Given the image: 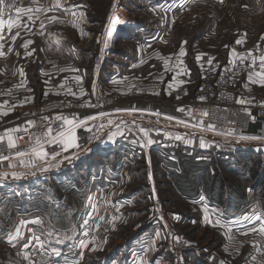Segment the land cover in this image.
I'll list each match as a JSON object with an SVG mask.
<instances>
[{
  "label": "rangeland",
  "instance_id": "374dc122",
  "mask_svg": "<svg viewBox=\"0 0 264 264\" xmlns=\"http://www.w3.org/2000/svg\"><path fill=\"white\" fill-rule=\"evenodd\" d=\"M96 4H98L97 7L101 12V19L107 15L111 4L113 6H111V8L114 9V12H118L120 14V10H122L117 6L116 0H98V3L96 2ZM184 4L185 3L179 6H184ZM190 4L191 6L188 5V9H185L186 6H184L182 9H179L177 12L172 14L169 11H167L165 14H157V17H160L163 21L157 26L158 28L155 34L157 37V44L155 45L148 46L147 44H138L137 46H132L129 44L130 41L128 39H117L113 42V44L109 45L107 49L101 47L102 54L100 57L101 61H99V67L102 65V61L109 59V62H107V64H109L108 69L111 72L114 71L113 73L118 75V78H114L116 81H118L117 83L110 82L109 80L111 79L103 74V76H100V79H102L99 82L101 94L98 92L96 96L93 95L91 93L90 87L87 85L86 89L88 91L84 90L86 95L80 96L79 93L76 92L77 95L75 97L73 96L72 99L67 100L65 97L64 98L68 102H78L84 100V103L92 101L96 102L100 99H103L105 101L114 103L116 105L114 106L116 110L136 109V111L126 112L114 111V116H111V118L117 123H120L121 121H135V125L131 123L127 124V128L131 129V131H127L125 133V136H127L131 143V147H135L134 144L138 141L137 137L142 138L141 134H139L137 131L139 127L151 128L155 126L157 128L172 132L174 135L187 134L185 135V139H193V144H190L191 146H185V149L176 146L174 142L167 143L166 141L164 143L159 142L154 144L151 149L152 170L155 179L157 180V189L160 194V202L162 206L166 203V207H163L168 212L167 214L173 216L172 219L175 222L185 219V217L182 216L181 211L179 213L180 215H175L169 212L170 210L175 211V213L179 212V210H176L175 206L181 204L179 202L182 200L175 191V187H173L175 182H178L179 178H173V169L179 165L185 167L186 169L193 167L194 174L199 173V176H201L203 180L202 183L197 184L196 187H201L202 190L208 191V193L213 198H218L220 194H233L234 200L243 204L240 205L238 209V211L242 212L238 214H249L251 210L253 208H257V206L259 209L264 210V156L258 154L253 156L249 152H246L249 150L255 152L264 151V140H242L239 137L243 134L235 133V135H221L216 131H208L201 127L186 128L184 125L177 122L178 120H184L190 125L196 124L192 122L193 119L188 113L189 111L191 112L193 107L205 100H196L195 98L191 99L192 97L190 93L196 91L198 85L200 86L202 82L211 83L214 87H217V93L221 79L226 80V77L220 78V71H218V68L220 69L226 63V61L217 63L214 62L211 66L208 64V69L212 70L210 73L211 76L209 74L202 75V61L204 64L207 63L204 62V60L209 59V56L214 58L213 60L216 61L224 59L229 54L230 50L233 49L232 47L238 39L244 41L245 45L242 47H245L244 49L247 51L251 50L252 52L256 53L258 51L257 48H259V50H264V0H191ZM161 19H158L157 22H160ZM184 41L187 43H182ZM257 44H261L262 46ZM99 46V44L93 45L92 51L94 55L95 52H100ZM181 47L185 49L186 55L184 57L178 58L177 54ZM154 50H156V52L152 53ZM128 53H131V58H126V54ZM201 54H204L203 58L197 61V56H200ZM112 55L114 56L110 58ZM192 56L194 65L196 64L197 68L194 70V75L192 76L194 78L192 80L195 86L191 91L190 88L188 89L190 95H187L188 97H186L187 86L185 80H182L181 84L183 86L179 84V92L173 91L176 95L175 98L169 99L168 97H164L165 93L163 88L167 83L166 79L168 76H171L172 72L169 70V67H167L166 70L165 61H167L168 66L169 61L172 59L174 67L176 66V73L182 72V76H184L185 73L187 71L189 72L192 68ZM113 60L115 61L114 63H112ZM178 60H182L183 63L180 64ZM227 62L228 63L226 64H229V61ZM133 65H136V67H133ZM175 75L176 74L172 76ZM124 77H127V79H124ZM142 85V89L139 90ZM155 93L159 94L157 95ZM61 96H63L62 93L49 94V97L42 100V102L39 104H34L31 108H38V106L45 101L56 98L58 99ZM177 96L180 98L177 99ZM203 97L206 98L207 96L204 95ZM175 100H177L176 105L172 103L175 102ZM142 107L149 109L143 110ZM181 107L185 109L184 112L177 111V109ZM29 110L27 115H29ZM167 110H171L173 115L177 116L175 117L176 119L172 121L165 119L167 115L166 113L164 114V111L166 112ZM154 112H159L162 115L159 117L151 115V113ZM61 114L69 117L73 115L80 117L83 115H96L95 110H86L82 112L77 111L75 113L69 114H67L64 110ZM54 116H50V118ZM101 122H106V119L92 121L89 123L99 124ZM45 126H47V122L46 124L42 125V128ZM53 126L52 127L54 129L57 128L58 123L57 125ZM46 130L47 128H44V131ZM106 132L107 129L105 130V133ZM204 134H208V137H206ZM244 135L260 136L256 134ZM77 136L79 137V142L82 148H90L91 151L84 153L81 150L79 152V159H73L71 163L64 161L58 168L54 167V171L57 170V172H62L61 170L63 168L73 166L70 168V171L66 173L68 176L66 179L63 178L64 181L59 179L57 175H54L56 173L47 174L43 177H40L44 172L41 171V168L46 167L48 164L54 165L58 163L63 156H71L73 152H77L76 149H69L68 152H62L61 156L57 157L56 160H37V166L35 168L17 166L21 169H28L27 171L32 169L36 172L35 175L40 177L37 180H32L31 188L33 189L29 191H31L30 193L36 191L34 192L35 200L28 208L30 212L32 211V214H38L40 217L45 219V222L48 223V225L46 224L47 229H49V232L53 233V237H72L71 241H66L63 245H57L63 250H69L65 253L70 254L74 253L76 249V247L72 246L73 241H77V239L79 240L82 238V221L85 218L83 217V203L85 200V195L87 197L88 191H84L82 193L79 192L78 194L80 195H78L72 190L64 191V188L61 185L63 182L69 185L73 181H80L79 183L83 185L82 188H90V184L93 181L90 179L91 173L85 171V174H73V170H77V168L83 170V168L87 165V161L89 160H91V164H98L99 166L104 165L105 167H110L114 165L115 162H118L119 164H122L121 162H125V158L114 155V153H105V155H101L103 151L108 149L110 143H113L107 141L106 134L97 140L92 133L87 132L84 127H80L77 129ZM118 137L115 138V141H118ZM151 137L155 141L154 143H156V139L163 138V132L160 134L153 132ZM200 137H203L205 141L209 140L211 143L214 142L215 145L210 144L208 147H200ZM175 141L180 145H182V143H186L185 140ZM157 145H164V148L167 147V149H169L167 150L168 152L165 154V156H157ZM28 148L29 147L20 148L17 146L15 152L24 151ZM237 149H242L246 153L241 156L244 159H242L239 164L232 165V162H230V158H227V155L230 153L235 154L234 152H236L235 150ZM47 150L52 152L54 150L58 151L59 149L55 147H48ZM174 152H176V155L179 158V160L176 162L172 160V157H175ZM204 152L208 153L203 154ZM11 154L12 153H9L8 156L11 157ZM185 156L188 157L186 158ZM234 157L236 160H238L236 156ZM206 158H209V160ZM127 160L128 158H126V161ZM126 167L127 166L124 167L125 170ZM127 169L129 168L127 167ZM148 169L149 168L146 159L143 158L140 163L137 164L136 170L134 172L135 177H137V181L143 180L145 183L147 182V173L149 172ZM192 172L193 171L191 170L188 174L190 175ZM48 175L50 176L47 178V182L43 183V178L47 177ZM111 175L112 174L110 172L107 173L105 170H102L101 174L99 173L98 177L95 178L97 185L100 184L99 181L104 180L100 186V189H98L99 192L101 191L100 196L103 198L106 196L105 194L108 191L111 192L112 188L109 185V179H111ZM123 175H125V173L116 175L118 183H120L119 178H121ZM77 176L80 178H77ZM11 180H13V178H8L10 183L17 184L16 181ZM26 185H28V183H26ZM26 188L27 187L24 186L22 190L18 191L22 193ZM119 189L120 184L117 185V189L114 191V193H117L116 195H119L121 192H123V190ZM50 190L53 196H57V198H64V201L69 204V206H66L61 202L57 203L56 207L51 205L52 203H44L43 200L47 199L48 192ZM9 192V190H0V217L1 220L6 223V225L11 224L12 222L20 223V221L25 220L26 215L24 213L18 212L16 209V207H19V201H17L19 196H15L13 193ZM247 193L249 194V197L248 200L245 201L243 198L246 197ZM28 194V192H25L21 197H24L23 199H25V196ZM167 199H172L170 204H167ZM118 201L122 203L121 198L118 199L117 196H112V198L107 201V206H104L103 204L101 205V210L104 211L105 208L107 209L108 207L117 205V203H119ZM122 204L120 205L119 210L115 211L117 216H121L122 218L117 220L115 222V228H112L111 231L104 236L107 237V242L97 247V250L93 252L91 250L93 245L90 244L84 254V260L81 264H97L100 261H103L104 258H107V254L110 252L109 250L114 248L112 246L122 244L124 241L134 236L143 228H148V231L153 229L154 223L151 221V219L156 214L151 209V206L141 207L143 204V199L142 201H138V204L133 202L130 203L129 206ZM216 211H218V208ZM101 212L99 211L95 214L100 215L99 213ZM137 212H140L139 218L141 221L139 218H137ZM201 214L204 213H201L200 211L199 215H196V217L192 219V224L190 226H178L177 224L173 228L175 231H171L172 237L170 236L168 239V249L171 250L176 260L174 262L171 261L172 263L168 262L167 260V262L165 260H162L161 262H163V264H181V260H183L186 263L192 262L195 264H201L203 258L207 257L205 255H208L209 261L216 264H220L221 261H223L224 264H247L252 258V250L250 247L252 242L249 240V238L252 237V235H250L251 232H249L247 235H244L242 238L232 236L233 239L229 241L225 235L224 229L213 227L211 224L205 221V216L209 213H205V215H202L203 217ZM188 228L190 230H187ZM173 237L180 238L179 248L172 244L173 241H177L173 239ZM47 238L50 239L49 237ZM103 238L101 240H103ZM205 248H207V251L209 252H206ZM190 249L201 253L200 257H196L195 252L194 257H192L193 261H186L184 253L186 250L189 251ZM213 251H217L219 253H214ZM145 252H147V256L153 257L150 255V253H148V251ZM135 255L131 257L130 261L133 260L132 258H134Z\"/></svg>",
  "mask_w": 264,
  "mask_h": 264
},
{
  "label": "crops",
  "instance_id": "0c3cea01",
  "mask_svg": "<svg viewBox=\"0 0 264 264\" xmlns=\"http://www.w3.org/2000/svg\"><path fill=\"white\" fill-rule=\"evenodd\" d=\"M116 1L117 6L123 11L120 10V14L118 12H114V9L111 8V4L107 15L102 17L103 19H101V12L97 7L98 4H96V2L98 3V0H62V3H64V6L66 8H73L75 6L74 10L77 12V18L83 17V19H80L78 23L74 24L72 15L70 13L66 14L61 9L54 12H49L46 15H41L40 20H43L45 24L44 29H40L39 20L36 22L35 26H30L31 31L14 28L12 29L11 34H9L7 28H5L4 35L6 37V40L3 41V43L5 45L4 51L7 53V55L4 57H0V105H4V111H7L9 108H11L12 110L8 113V115L0 116V135H3L7 129L23 127L24 121L28 116V110L34 104H39L42 102V100L49 97V94L62 93L63 96L61 97H65L67 100H69L72 99L73 96H76L69 94V88L72 90V92L80 93V89L83 88V90H87L86 87L88 85L91 89V93L96 96L98 92L100 93L101 89V87L99 86V82L102 78L100 79V76H103L104 74L105 76L109 77V79H111L109 80L110 82L115 80L114 78H118V75L113 73L114 71L111 72L108 69L109 64H107V62H109V59H105L104 61H102V65L99 67V61H101L100 57L102 54L101 47H103V41L105 39V33L109 24L110 17H112L113 15L118 16L122 21L127 23L117 26V31L113 33L109 45L113 44V42L117 39H128L130 41L129 44L132 46H137L138 44H147L148 46H151L157 44V37L155 36L157 32L156 30L158 28L157 26L163 21L160 17H157V14H165L167 11L172 14L174 12H177V10L182 9L184 6H186L185 9H188V5L191 6V0ZM17 2L19 4V7L34 6L32 4V0H17ZM52 2L53 0H40V3L44 4L45 6H49ZM183 3H185L184 6L180 7L179 5H182ZM153 9H156L157 11H153ZM51 15H56L63 22H60V20L56 22H50L47 17ZM158 19H161V21L157 22ZM21 21L22 23H26L27 17L21 15ZM18 30H20L21 35L13 42L11 40V36L15 35L16 31ZM41 32H43L44 34L41 35ZM26 40L34 41V43L29 45V48L27 49V51L29 52L35 49L32 55H26V50L22 47L23 43ZM57 41H59V43H57ZM98 44L100 45V52H95L94 55L92 47L93 45ZM243 45H245V43L239 45L234 43L232 48H235L237 52L247 53L249 50L247 51L246 49H244L245 47H242ZM257 45L262 46L261 44ZM257 49V54L252 52L255 56L259 57L261 54H264V50H259V48ZM155 52L156 50H154V52L152 51V53ZM126 55V58L132 57L131 53H128ZM113 56L114 55L110 56V58H112ZM208 58L212 59L210 56ZM230 58L231 50L227 57L218 61L213 60V63L222 61L227 62L230 60ZM191 59L192 68L189 72L187 71L184 76H182V72L177 75L176 66L174 67L173 60L171 59L169 61V65L167 67H169V70L172 72L171 76H168V78L166 79L167 83L163 88V91L165 93L164 97H168L169 99L175 98V92H179V84H181L182 80H185L187 86L186 97H188L187 95L191 94V99L195 98L196 100H198L201 96L203 97L204 95H206L207 97L215 96L217 87H214L211 83L205 82H202L200 86L198 85L196 91H193V93L189 94L188 89L190 88L191 91L195 86L192 80L194 78L192 76L194 75V70H196L197 68L196 64L194 65L193 56L191 57ZM207 61L208 59L204 60V62ZM114 62L115 61L113 60L112 63ZM249 63L250 60H246L244 62V71L237 79V81H235L233 88L236 89L237 100L243 98L248 101V103L246 104L254 105L258 102H264V85L251 83L248 81L247 77L249 69L247 65ZM202 64V75H210L212 70L208 69V63H205V65L202 61ZM256 67L258 70L259 60H257ZM66 68H74L78 69L79 71H61V69ZM21 69L23 70V75H21ZM174 74L176 75L172 76ZM76 76L82 77V84L76 83V81L74 80V77ZM62 83L64 84V86L60 87L59 85H61ZM21 84L23 86L17 87V85ZM169 84H172L171 89L168 87ZM245 85H247V87H245ZM169 92H171V95L168 94ZM27 97L32 98L30 101L31 103L26 100ZM5 102L7 103L5 104ZM172 103L176 105L177 100ZM142 109L145 110L149 108L142 107ZM165 113L167 116L177 117L176 115H173L171 110H167L166 112L164 111V114ZM87 116L91 115H83L81 117H78L83 119ZM57 123L53 122L52 126L57 125ZM44 128H47V126L43 127V133L45 132ZM258 129L259 123L253 122L251 125L250 133L248 135H257ZM204 135L208 137V134ZM139 138L137 137L138 141L134 144V146L137 148L131 147L129 139L127 138V136L123 135L118 137V141L110 143L107 150L103 151V153L101 152V155H105V153H114V155L122 156L123 158H125V162H121L122 164L115 162L114 165L105 167L104 165L99 166L98 164H91V160H89L87 161V165L83 168V170H80V168H77V170H73V174L75 175H77L78 173L80 175L85 174V171L91 173L90 179L93 180L91 182L92 187L90 184V188H82L83 185L79 183L80 181H73L72 183H70L72 185H68L63 182V184L61 185L64 188V191L72 190L77 194L79 192L82 193L84 191H88L87 197L85 195V200L83 203V217H85L86 212L90 210L89 208H86V200L90 195L93 197V200L96 203L98 212L102 211V204L104 206H107L108 203H106V201L111 199L112 196H117L118 199L121 198L122 203H124L122 204L118 201L119 203H117V205L126 204L125 206H129L132 202L138 204V201H142L143 199V204L141 207L151 206V209L156 214L151 219V221H153L154 223L153 229L151 231H148V228H143L134 236L124 241L122 244L112 246L114 248L109 250L110 252L107 254V258H104V260L100 261L101 263L99 262L98 264H129L131 257H133L137 252L144 250L147 251V246L153 239H155L156 233L160 234V238L155 239V246L150 251H148V253H150L153 258H157L158 261L167 260L168 262L172 263L176 260V258L174 257L171 250L168 249V239L172 235L171 231H175V229L173 228L177 224L178 226H190L192 224V219H194L196 215H199L200 211L201 213H204L201 214V216L205 215V213L208 214L205 211L204 205H207L209 209L216 210L218 208V212L220 213L225 212L224 209L220 206L211 204L206 200L196 199V201H194L184 199L182 200L181 204L175 206L176 210H179V212L175 213V211L173 210L169 211L170 213L175 215H178L180 211H184L183 213H181L182 216L185 217V219H181L180 221L175 222L172 219L173 216L167 214L168 212L160 202V194L157 189V180L155 179L152 170L151 149L154 144H157L159 142L164 143L166 141L167 143L174 142L175 144H178V142H176L174 139H167L163 135V138L156 139V143H152V145L148 146H143L142 138ZM206 142H208L209 144H214V142L211 143L209 140ZM78 143L80 144L79 140ZM182 145L191 146L187 143H182ZM15 149L16 148L11 149L12 152L10 153L12 154L10 160L0 162V173L23 171V173H26L27 175H25L21 179L11 180L16 181L17 184H12L8 181V178H12L11 175L6 178H0V190H9V193H13V195L19 196V200L22 206L21 208L16 207V209L18 210V212L26 214L25 220L31 221L35 218H40L42 220V224H28L23 229V239L14 243H9L7 241V236L10 232H13L17 226H19V223L12 222L11 224L6 225V223H4L0 217V264H29V261L24 259L23 257V251L25 250L23 248V245L27 243L29 237L31 236L32 230H34L37 235L41 236L42 239H48L47 233L49 232V229H47L46 226V224L48 225V223L45 222V219L40 217L38 214H32V211L30 212L28 208L33 204V201L35 200L34 192L36 191H34L33 193H30L31 191H29L33 189L31 188L32 180H37L38 178L43 177L47 174L56 173L54 175H57L59 179H62L64 181V179H66V177L68 176L66 173L69 172L70 168L73 167L70 166L63 168L61 170L62 172H57V170L54 171V167H50L47 171H44L41 174L42 176L38 177V175H35L36 172L32 169H29L30 171H27L28 169L25 170L18 167H9L10 164H16L17 166H20L19 161L21 159H27V157H15ZM126 158H128L127 161ZM143 158L146 159L149 168L146 183L143 180L137 181V177H135L134 174L137 164H139ZM125 166H127L129 169H127L126 167L125 170ZM102 170H105L107 173L110 172L112 174L111 179H109V185L112 189L111 192L108 191L105 194L106 196L104 198L100 196L101 191H98L104 180L99 181L100 184L97 185V181L95 179L96 177H98L99 173L101 174ZM121 173H125V175L121 177L122 179L119 178L120 183H118L116 175ZM49 176L50 175L43 178V183L47 182V178ZM77 178L80 177L77 176ZM26 183H28V185H26ZM118 184H120V189L123 190V192L120 191L121 193L119 195H116L117 193H114V191L117 189ZM24 186L27 187L25 191L22 193L19 192L18 190H22ZM25 192H28L29 194L25 196V199H23L24 197L21 196ZM128 198H131L130 201ZM43 202L48 204L52 203L51 205L55 207L59 202L65 204L66 206H69V204L64 201V198H57V196H53L51 190L48 192L47 199H44ZM239 215L242 214L231 215L230 217ZM139 217L140 212H137V218ZM160 217H162L163 219H160ZM248 227H251V225H249ZM189 228L187 230H190ZM243 230L244 229H241V231H237L234 228L231 235L234 237L242 238L244 236L243 234H241ZM54 245L55 244H53V246ZM61 250L62 253L69 251L63 249ZM207 250L208 249L205 248V251L209 252ZM195 252L196 251H194L193 249H190L189 251L186 250L184 253L185 260L193 261L192 257H194ZM213 252L219 253L217 251ZM200 255L201 253L196 252V257H200ZM205 256L207 257L203 258L201 264H216L209 261L208 255ZM194 260L196 261L195 258Z\"/></svg>",
  "mask_w": 264,
  "mask_h": 264
},
{
  "label": "snow or ice",
  "instance_id": "6c2138e0",
  "mask_svg": "<svg viewBox=\"0 0 264 264\" xmlns=\"http://www.w3.org/2000/svg\"><path fill=\"white\" fill-rule=\"evenodd\" d=\"M32 4L34 6L30 7H17L16 3L13 2V0H9L8 3H6V0H0V57H4L7 55V53L4 51V43L3 41L6 40V37L4 35V30L7 28L9 34H11L12 29H20V30H27L31 31L30 26H35L36 22L39 20V27L40 29H44L45 24L43 20H40L41 15H46L49 12H54L56 10H63L66 14L70 13L73 17V23H78L80 19H83V17L77 18V12L73 8H66L64 6V3H62V0H53V2L49 6H45L44 4L40 3V0H32ZM12 9L15 10L16 16L15 18H12L9 16L7 20H5L4 13L6 10L11 11ZM156 9H153L155 11ZM21 15L27 17V22L22 23L21 21ZM47 19L50 22H56L60 20L59 17L56 15H51L48 16ZM60 22H63L60 20ZM174 22V21H173ZM124 22L122 21L118 16L113 15L109 19V24L106 29L105 33V39L103 41V48L107 49L109 47L110 40L113 36V33L117 31V26L122 25ZM20 30L16 31L15 35L11 36V40L14 42L18 37H20L21 32ZM82 31V30H81ZM41 35L44 33L41 32ZM246 35V34H245ZM34 41L32 40H26L22 47L26 50V55H32V53L35 51L33 49L31 52L27 51L29 48V45L33 44ZM59 43V41H57ZM182 43H187L186 41ZM236 44H242L244 43L243 40L238 39ZM186 55V51L183 47L180 48L177 56L179 57H184ZM204 54H201L200 56H197V60H200L203 58ZM213 59H208L207 63L211 66L213 64ZM246 60H250V63L247 65L249 71H248V81L251 83H258L260 85H264V54H261L259 57L255 56L251 50H249L247 53H241L237 52L235 48L231 50V58L229 60V64L231 65L232 68H236L237 65L239 64L240 66H244V62ZM257 60H259V68L257 70ZM143 62V61H141ZM180 64L183 63L182 60H178ZM133 67H136V65H133ZM165 67L167 70V61H165ZM215 70V69H213ZM227 70V69H226ZM61 71H79L78 69L74 68H66V69H61ZM21 75H23V70L21 69ZM179 75V72L177 73ZM124 79H127V77H124ZM74 80L76 81L77 84H82V77L81 76H76L74 77ZM66 82V81H65ZM113 83H117L118 81L113 80ZM21 85H17V87H21ZM60 87H63L64 84L62 83L59 85ZM168 87L171 89L172 84H169ZM247 87V85H245ZM69 94L71 95H77V93L72 92V90L69 88L68 89ZM159 94V93H155ZM171 95V92L168 93ZM80 96L86 95L85 91L83 88L80 89ZM177 99L180 97L177 96ZM31 97H27L26 100L28 102L31 101ZM200 100L206 99L205 97H200ZM7 102H5L6 104ZM237 103L240 104H246L248 101L245 99L241 98L237 100ZM82 107H96L98 105H93L91 103H86L84 105H81ZM12 109L9 108L7 111H4V105H0V116H6ZM116 112H121V111H136V109L128 110V109H117L115 110ZM177 111L179 112H184L185 109L183 107L178 108ZM192 113L189 112V115ZM250 114V113H249ZM151 115H155L157 117L161 116L162 114L159 112H154L151 113ZM202 115L204 117L208 116L207 111H203ZM103 118H107L106 122H101L99 124L95 123H89L92 121H98L102 120ZM165 119L172 121L176 119L175 117L172 116H166ZM43 121L47 122V130L35 137H30V140L32 141L31 146L24 150V151H16L14 153L15 157L19 158H24L27 157V159H21L19 161V165L22 167H32L35 168L37 166L36 161H46L48 159L51 160H56L57 157L61 156L62 152H68L69 149H76L77 152H73L71 156H63L62 159L56 163V164H48L47 167L41 168V171H47L48 168L50 167H56L58 168L61 163L64 161H68L69 163L72 162L73 159H79V152L82 150L84 153H87L91 151L90 148H82V146L78 143L79 137L77 136V129L80 127H84L85 130L89 133H92L95 139L99 140L101 136L107 135V141L108 142H115V138L118 136H123L127 131H131V129L127 128V124L131 123L135 125V121H121L120 123H117L114 119L111 118V114L107 112H99L96 115H91L84 117L83 119L79 118L77 115H73L71 117L65 116V115H56L52 118L50 117H43ZM53 122H59L57 128H53L52 124ZM179 124L184 125V127H204L203 121H198L196 124H189L187 121L184 120H178L177 121ZM28 126H35V121H27L26 122ZM123 125V126H122ZM107 129V132L105 133V130ZM95 130V131H94ZM207 130L208 131H216L218 134L221 135H235L234 131H220L219 129L216 128L214 124H208L207 125ZM25 132L27 133V128L21 129L19 127L17 128H11L7 129L3 135H0V142H4L5 140L7 141V145L10 149H14L17 147L16 144V139L17 137L14 135L15 133L18 132ZM138 133L141 134L142 141H143V146H148L154 143L155 141L151 138V134L155 132L156 134H160L163 132V135L168 138V139H175V140H185L187 144H193V139L188 138L185 139V135H180V134H173L172 132L163 130L161 128H157L155 126L151 128H145V127H139L138 128ZM22 138V137H21ZM242 140H264V137L260 136H245L241 135L239 137ZM200 147H208L210 144L206 143L205 139L203 137H200ZM48 147H55L58 148L59 150L49 152L47 149ZM10 156H5L0 154V162L5 161V160H10ZM9 167L11 168H16V164H10ZM9 175L13 179H21L26 173L23 172H4L0 173V178H6ZM251 191V190H249ZM206 199L205 197H201V200ZM107 203V201H106ZM114 207L117 208V211L119 210L120 205H113ZM86 208H89L90 210L86 212L85 218L82 221L83 224V231L81 233L82 237L77 241H73L72 246L76 247L80 250V255L78 258L66 260L65 264H80V261L83 260V255L84 249H87L89 245H93L92 251L97 250V247L102 245L103 243L107 242V237H104L103 240L97 241V238L95 236L90 237V232L91 231H96L99 230L101 223L105 222V217L102 215H94V213L98 212L97 206L95 201L93 200V197L90 195L87 200H86ZM205 211L209 213L208 215L205 216V221L209 224H211L213 227H219L221 229L225 230V235L227 236V239L231 241L233 239L231 233L233 229L235 228L237 231H241V229H244L241 234L247 235L249 232L251 233H257L261 237H264V210L257 208H253L249 214H242L239 216L235 217H229L225 218L223 213H220L216 211L215 209H209L207 206H205ZM121 216L113 215L111 216V219L107 221L108 224H111L113 229L115 228V222L119 219H121ZM160 219H163L160 217ZM95 221V223H90V221ZM35 224V225H40L42 224V220L40 218H35L31 221L29 220H22L19 223V226L15 228L13 232H10L7 236V241L9 243H14L17 242L21 239H23L24 232L23 229L28 225V224ZM251 225V227H248ZM139 227V226H138ZM107 231V229H106ZM47 236L50 239H42L41 236L37 235L34 230L31 231V236L29 237L27 243L23 245V248L25 249L23 251V257L24 259L29 261V264H33L31 254L27 249L29 247H34L40 254L41 260L40 264H50V257H61L62 256V250L59 246H53L55 245H63L65 244L66 241H71L72 237H67L65 236L64 238H61L60 236H55L53 237L52 232H48ZM90 237V238H89ZM160 234L156 233L155 234V239H159ZM155 239H153L149 245L147 246V251H150L154 246H155ZM173 239L177 240L179 242L180 238L179 237H173ZM33 241L35 244L33 245ZM188 243V242H185ZM147 252H145V255ZM182 259V258H181ZM252 260L255 261L256 257L253 256ZM137 264H148L147 261L141 257V259L137 262ZM220 264H224L223 261L220 262ZM260 264H264V261H261Z\"/></svg>",
  "mask_w": 264,
  "mask_h": 264
},
{
  "label": "built area",
  "instance_id": "2783aa9c",
  "mask_svg": "<svg viewBox=\"0 0 264 264\" xmlns=\"http://www.w3.org/2000/svg\"><path fill=\"white\" fill-rule=\"evenodd\" d=\"M9 0H6L8 3ZM16 3V6L19 7L17 0H13ZM11 16L15 18L16 13L15 10L12 9L11 11L6 10L4 13V19L7 20ZM228 63V62H226ZM224 64L218 71H220V78L226 77V80L221 79L219 82L220 86L218 87L217 94L213 97H206V99L200 102L198 105L192 108L191 110V117L193 119V123H197L198 121H203L205 130H207L208 124H214L217 129L220 131H234L236 134H249L251 130V125L253 122L259 123V129L257 135L264 137V102H258L254 105L252 104H240L237 103V94L236 90L233 88L235 81L237 78L243 73L244 66L237 65L236 68H232L230 64ZM227 69V70H226ZM139 88V90H141ZM93 105H98L96 107H82L84 105L83 101L78 102H68L65 98H56L53 100H47L38 108H31L29 110V115L24 121L23 127L21 129L27 128V133L21 131L15 133L16 144L20 148H27L31 146L32 141L30 137H35L37 135L42 134V125L46 124L45 121L42 120L43 117H50L61 115V113L65 110L67 114L75 113L77 111H93L95 110V114L99 112H107L110 113L111 116H114V111L116 106L114 103L105 101L100 99L96 102H88ZM203 111L208 112V116L204 117L202 115ZM250 113V114H249ZM107 119V118H103ZM102 119V120H103ZM27 121H35V126H28ZM22 137V138H21ZM11 152V149L7 145V141L0 142V154L8 156ZM117 210L116 207L111 206L107 209L105 208L104 211L100 213V215L105 217V222L101 223L99 230L91 231L90 237L95 236L97 241H100L108 232L111 231L113 228L111 224H108L107 221L111 219V216L117 215L115 212ZM94 215H96L94 213ZM90 223H95V221H90ZM107 229V231H106ZM84 229L82 228V231ZM252 237L249 238L251 250H252V257L255 256L256 260L253 261L252 258L248 261L247 264H260L261 261H264V237H261L257 233H251ZM89 237V238H90ZM84 238V237H82ZM248 240V241H249ZM35 242L33 241V245ZM175 247H180V243L177 241L172 242ZM28 251L31 254V258L34 264H40L41 256L39 252L34 247H29ZM87 249H84L85 252ZM80 255V250L77 248L76 251L72 254L70 253H62L61 257H50V264H65L66 260L78 258ZM143 257L148 264H163V262L158 261L157 258H153L150 256L145 255V252L139 251L135 255L133 260L130 261L129 264H137V262ZM84 260V255H83ZM80 261V264L83 262ZM181 264H195V263H186L181 260Z\"/></svg>",
  "mask_w": 264,
  "mask_h": 264
},
{
  "label": "trees",
  "instance_id": "16d2710c",
  "mask_svg": "<svg viewBox=\"0 0 264 264\" xmlns=\"http://www.w3.org/2000/svg\"><path fill=\"white\" fill-rule=\"evenodd\" d=\"M176 146H179L180 148H184L185 149V146L183 145H180L179 143L178 144H175ZM165 146L164 145H161V146H158L157 145V156L160 155V156H165V154H167V147L164 148ZM236 152H234L235 154H228L227 155V158H230V162H232V165H236V164H239V162L242 161V158L241 156L243 154H245L246 152H249L251 153L253 156L254 155H263L264 156V151H260V152H255V151H252V150H249V151H243L242 149H237L235 150ZM208 152H204L203 154H207ZM174 156L175 157H172V160H174L175 162L179 160L178 156L176 155V152H174ZM182 156V155H181ZM238 158V160L235 159V157ZM186 158L188 156H185ZM184 157V158H185ZM207 160H209V158H206ZM172 170V169H171ZM173 173L174 177H179L178 178V182H175V185H173V187H175V191L177 192V194L180 196V198L182 200H196V199H201L200 197L201 196H205V198L208 200V202H210L211 204H215L217 206H220L221 208L224 209L225 212H223V214L225 215V217H230L231 215H236L242 211H238L240 205H243L241 203H238V201L236 202L233 198V194L231 195H222L220 194L218 196V198H213L209 193L208 191H204L202 190V188H197L196 185L199 184V183H202V177L199 176V173L197 174H194V169L193 167L190 168V169H186L185 167H182V166H178L176 168L173 169ZM193 171L192 174H188L189 171ZM181 178V179H180ZM175 179V178H174ZM206 189V188H205ZM185 191V192H183ZM189 191V192H187ZM17 196V195H15ZM241 197V196H240ZM248 197H249V194L247 193L246 197L243 198V200L247 201L248 200ZM20 198L17 199V201H19V207L21 208V203H20ZM204 199V200H206ZM182 200L179 202L181 203ZM206 200V201H207ZM172 201V199H167V204H170ZM243 202V201H242ZM16 203V202H15ZM178 203V204H179ZM166 207V203L165 205H163ZM182 213L184 211H181ZM237 212V213H236ZM98 264V263H97Z\"/></svg>",
  "mask_w": 264,
  "mask_h": 264
},
{
  "label": "bare ground",
  "instance_id": "6f19581e",
  "mask_svg": "<svg viewBox=\"0 0 264 264\" xmlns=\"http://www.w3.org/2000/svg\"><path fill=\"white\" fill-rule=\"evenodd\" d=\"M147 2V1H146ZM157 11V10H156ZM145 16V15H144ZM129 117V116H128ZM218 139V138H217ZM228 139V138H227ZM107 143V142H106ZM247 143V142H246ZM110 149V148H109ZM251 154V153H250ZM247 155V154H246ZM253 157V156H252ZM80 238V237H79Z\"/></svg>",
  "mask_w": 264,
  "mask_h": 264
}]
</instances>
